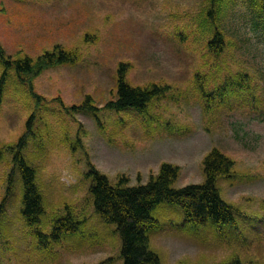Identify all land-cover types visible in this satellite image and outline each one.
I'll return each mask as SVG.
<instances>
[{
	"label": "rangeland",
	"instance_id": "obj_1",
	"mask_svg": "<svg viewBox=\"0 0 264 264\" xmlns=\"http://www.w3.org/2000/svg\"><path fill=\"white\" fill-rule=\"evenodd\" d=\"M209 2L0 0L5 60L35 62L57 46L73 58L24 76V82L12 66L0 64V77L7 75L0 106V203L11 170L9 150L26 136L24 156L43 196V226L66 207L83 222L79 233L40 249L19 212L17 176L0 217V264H122L114 226L93 210L89 165L113 184L123 177L135 185L171 163L179 169L173 187L180 188L204 182L203 159L213 148L233 162L231 174L216 186L236 212L235 225L183 226L180 209L162 205L153 213L158 228L148 232L149 248L162 264H264V38L240 3L227 0L217 21L227 45L212 56ZM119 73L129 86L158 85L165 94L141 114L110 110ZM250 74L247 90L235 87L225 101L205 100L204 93ZM87 101L96 115L80 110Z\"/></svg>",
	"mask_w": 264,
	"mask_h": 264
},
{
	"label": "trees",
	"instance_id": "obj_2",
	"mask_svg": "<svg viewBox=\"0 0 264 264\" xmlns=\"http://www.w3.org/2000/svg\"><path fill=\"white\" fill-rule=\"evenodd\" d=\"M237 1L244 9L248 21L251 22L252 29L264 38V0ZM227 3V0H210L206 9L207 21L214 26L207 42V48L214 57L221 55L227 45L225 33L217 25L223 7ZM234 4L235 2L231 4V7ZM71 55V52L57 46L35 62L24 58L10 63L5 60L2 51H0V64L4 69H9L12 66L16 76L24 82V76H36L47 67L71 63L73 60ZM6 76V72H3L0 77V106L5 90ZM251 80H253L251 74L249 77L243 75L239 82L227 80L217 88V92L211 95L204 93L203 96L206 101L212 99L225 101L228 94L235 91V87L239 90H247L246 86L250 84ZM262 88L264 90L263 85ZM164 94L165 88L155 85L149 89L129 86L124 82L123 74L119 73L116 89L117 99L109 102L106 107L117 112L134 110L141 114L146 111L153 98H160ZM260 107L263 108L264 103ZM80 110L91 114L95 112L88 101L80 107ZM34 119V115H31L26 122L28 132H31ZM25 147L26 136H22L9 150L11 170L8 175L5 196L2 197L0 203V217L9 203V196L15 189L13 182L18 176L21 191L19 200L21 218L39 248L47 249L58 244L63 238L79 233L83 222L66 207L63 212L51 219L47 228L43 226L42 217L45 214L43 196L37 185L35 168L24 156ZM232 169L233 162L220 150L213 148L203 159L205 179L202 184H189L174 188L179 169L169 163L161 164L157 174L151 176L147 182H139L135 185L128 184V180L123 177L113 184L107 176L91 165H89L85 178L89 181L88 194L95 214L103 223L114 226V232L119 238V257L122 264H162L159 256L149 248L148 232L158 227V222L153 215L154 211L162 205L177 206L182 214L183 226L212 225L222 228L235 225L236 212L232 205L223 200L216 186L217 179L228 177Z\"/></svg>",
	"mask_w": 264,
	"mask_h": 264
}]
</instances>
